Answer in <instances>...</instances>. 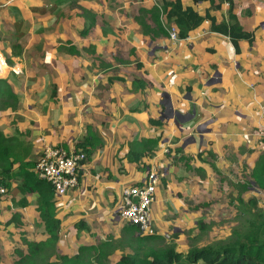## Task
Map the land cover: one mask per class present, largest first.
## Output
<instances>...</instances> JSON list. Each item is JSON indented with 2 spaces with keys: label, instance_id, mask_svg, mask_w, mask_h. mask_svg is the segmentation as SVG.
Instances as JSON below:
<instances>
[{
  "label": "crops",
  "instance_id": "obj_1",
  "mask_svg": "<svg viewBox=\"0 0 264 264\" xmlns=\"http://www.w3.org/2000/svg\"><path fill=\"white\" fill-rule=\"evenodd\" d=\"M181 1L201 15L209 6ZM233 1L239 23L254 33L252 44L241 41L239 53L227 36L210 31L209 21L171 40L163 0H0V52L17 70L0 78V132L34 164L46 146L94 143L77 186L54 194L60 235L64 222L72 233L82 220L77 237L95 239L88 244L121 235V189L140 182L148 164L161 171L150 211L155 235L176 234L179 243L191 221L204 218L205 205L215 208L221 189L224 198L237 183L220 174L235 168L249 174L251 188L259 187L251 173L264 163V0ZM218 2L214 14L222 21L227 6ZM155 9L162 32L154 31L149 11ZM157 137L153 155L129 159L136 141ZM34 197L12 183L0 200V222L17 213L21 229L40 236Z\"/></svg>",
  "mask_w": 264,
  "mask_h": 264
},
{
  "label": "trees",
  "instance_id": "obj_2",
  "mask_svg": "<svg viewBox=\"0 0 264 264\" xmlns=\"http://www.w3.org/2000/svg\"><path fill=\"white\" fill-rule=\"evenodd\" d=\"M203 1L209 2L204 15L199 14L190 5L183 6L181 0H163L160 8L168 24L177 28L180 38H186L189 32L198 29L205 21H209L210 31L227 36L235 53L240 52L241 41L253 43L254 33L251 30H245L239 23L236 13L233 11V0H220L227 1L229 6L226 20L222 21H217L214 14L221 8L219 0H193L195 3ZM149 12L157 26V30H154L155 33L164 31L160 23V9H155L154 14L152 10ZM146 33L147 28L143 25V34L146 35ZM135 81L137 79L134 80V83ZM150 123L161 125V121L158 119H150ZM0 139L3 140V143H0V180L7 188L12 183H16L20 193L35 194V210L38 212L43 227L40 236H30L27 230L21 229L22 224L17 213H13L10 218L5 220V227L11 226L15 221L21 224L19 237H23V243L21 247L14 249L15 255L18 257L15 264H264V210L255 213L256 215L250 221L245 233L239 234L233 240L225 243L207 244L201 248L191 247L186 251L176 249L174 244L152 247L146 244L147 241L152 242L163 237L158 235L138 236L135 227L126 224L123 226L126 242L132 241L131 237H134L136 239L134 240L136 241L135 250L131 253L121 254L114 261L109 263L103 261L104 257L114 249L109 246L108 240L103 241L100 245L81 243L74 253L57 255L56 249L61 243V218L58 216L60 207L55 200L54 190L49 182L41 179L34 172L33 161L21 158L16 152L13 155L10 154V140L1 132ZM158 140L159 137L136 141L138 147L134 145L127 156L130 160L139 162L140 159L153 155ZM93 145V142H80L78 148L87 155L91 152ZM259 164L260 161L255 165L251 177L259 187L264 188V163ZM188 168L189 166H187ZM23 200L24 198H21L20 202ZM83 223L84 220L75 223L74 226L79 230L84 226ZM196 225L199 229L204 228L202 220H197ZM234 233L238 234L237 231Z\"/></svg>",
  "mask_w": 264,
  "mask_h": 264
},
{
  "label": "rangeland",
  "instance_id": "obj_3",
  "mask_svg": "<svg viewBox=\"0 0 264 264\" xmlns=\"http://www.w3.org/2000/svg\"><path fill=\"white\" fill-rule=\"evenodd\" d=\"M9 47V42L7 39H4L3 50L8 58L11 56V50L10 52L8 51ZM1 93L4 94V89L1 91ZM1 97L4 99L3 95ZM20 130L21 129H19V131ZM21 136V133H17L15 139L18 140L19 137L21 138ZM0 143H3L2 139H0ZM134 145L138 147L137 143ZM10 147L11 151L13 152H19L20 150L16 143H10ZM229 172L231 175L228 173V176H225L224 174H220V176H223V179L226 178L231 182L235 181L237 183L230 187L231 191L224 194V198H222L223 191L221 189V194L216 199L221 201L216 202L215 208L211 209L208 207V205H205L206 208L205 212L203 213L204 218L200 219L204 223L203 229H199L198 226L195 225L193 221H191V225L184 230L186 237L183 240H180V243L179 240L173 239L174 236L171 233L162 239H156L152 242L147 241L146 244L152 247H163L164 245L174 244L176 249L186 251L191 247L201 248L207 244L225 243L229 240H233L237 235L245 233L248 230L250 221L255 217V213L257 211L264 210V196L260 197L261 195L259 194L263 191H261L257 186L253 185L252 188L249 186V174L243 173L242 175H238L235 171V168L230 169ZM220 176H217L216 178L219 179ZM248 187H250L251 190ZM235 194H237V197ZM240 195H242L243 198H238ZM0 223V264H15L18 257L15 255L14 249L22 246L23 237H19V234L17 235L14 230L8 231L4 226V222ZM18 224L19 223L15 221V226H19ZM123 226L120 224V228L118 229L119 231H122L121 235L118 234L116 237L113 234H107L101 239L102 242L108 240L110 242L109 246L114 248L112 252L108 253V255L104 257L103 261L106 263L116 260L118 256L123 253H131L135 250L136 241L134 240L136 239L131 237L132 241L126 242V235L123 232ZM63 227L65 228L60 235V239L62 237L61 243L59 244L60 247L58 248L57 246L56 249L57 255L72 254L77 251L79 244L84 243L88 245V243L95 240L92 238L88 240L84 238L78 239L77 234H80V230H76L75 228V231L71 233L70 231H73L72 228L74 227L67 226L66 222H64ZM34 229L36 230L37 227ZM92 230H95V228L92 227ZM99 230L102 229L99 228ZM86 231L89 232V229H86ZM234 231H237L238 234H235ZM86 234L88 235L85 236H90V233ZM94 234L100 235L101 231L99 233L95 232ZM29 235L32 236L33 232L29 233ZM178 239H180V237H178ZM104 248L106 247L104 246Z\"/></svg>",
  "mask_w": 264,
  "mask_h": 264
},
{
  "label": "built area",
  "instance_id": "obj_4",
  "mask_svg": "<svg viewBox=\"0 0 264 264\" xmlns=\"http://www.w3.org/2000/svg\"><path fill=\"white\" fill-rule=\"evenodd\" d=\"M171 40H179L177 28L174 25L168 27ZM10 71H16L7 63L0 52V78ZM168 153L166 147L163 151ZM86 153L79 149L65 150L61 147L46 146L35 162L36 174L46 180L52 186L58 196L66 195L75 188L79 182V171L83 168ZM161 171L153 165H147L143 178L136 184L125 185L121 189L119 219L125 224L135 227L137 235H154L155 230L151 224V204L155 201ZM8 194L7 187L0 180V200Z\"/></svg>",
  "mask_w": 264,
  "mask_h": 264
},
{
  "label": "clouds",
  "instance_id": "obj_5",
  "mask_svg": "<svg viewBox=\"0 0 264 264\" xmlns=\"http://www.w3.org/2000/svg\"><path fill=\"white\" fill-rule=\"evenodd\" d=\"M224 2V5L225 6H227V8L229 7L228 6V2L227 1H223ZM224 20H226V17H225V19ZM179 36V35H178ZM180 38V37H179ZM182 39V38H181ZM86 158H87V155H86ZM37 161V160H36ZM86 161V160H85ZM148 165H151V164H148ZM34 166H35V164H34ZM145 168H146V166H145ZM35 171V170H34ZM5 185V184H4ZM7 190H8V188H7ZM55 193V192H54ZM126 225V224H125ZM7 229V228H6ZM8 230V229H7ZM14 230V229H13ZM15 231V233L18 235L19 234V230H14ZM26 235H27V232H26ZM155 235V234H154Z\"/></svg>",
  "mask_w": 264,
  "mask_h": 264
},
{
  "label": "water",
  "instance_id": "obj_6",
  "mask_svg": "<svg viewBox=\"0 0 264 264\" xmlns=\"http://www.w3.org/2000/svg\"><path fill=\"white\" fill-rule=\"evenodd\" d=\"M209 81H210V83H212L213 80H209Z\"/></svg>",
  "mask_w": 264,
  "mask_h": 264
}]
</instances>
